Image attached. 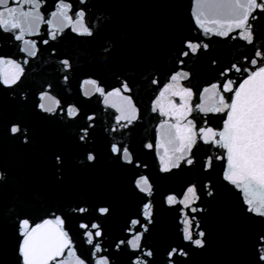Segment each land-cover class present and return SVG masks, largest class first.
<instances>
[{
    "label": "water",
    "instance_id": "1",
    "mask_svg": "<svg viewBox=\"0 0 264 264\" xmlns=\"http://www.w3.org/2000/svg\"><path fill=\"white\" fill-rule=\"evenodd\" d=\"M62 2L70 6L65 11L71 20L56 15L61 0H39L31 10L43 17L34 31L24 33L34 44L33 56L24 51L31 46L15 39L18 29H0V264H21V221L27 219L34 227L56 217L64 220L72 243L50 264H78L77 258L96 264L98 255L108 257L110 264H264L258 252L264 217L249 212L243 193L224 179L227 150L198 135L201 129L222 131L227 118V111H200L198 106L218 107L220 95L226 100L232 96L223 92L225 82L233 81L235 90L264 64L256 56L257 51L264 54V12L256 10L255 19L249 17L248 43L227 11L198 9L197 0ZM10 6L16 5L10 0ZM80 11L93 32L90 37L73 30ZM229 26L227 35L214 34ZM189 42L201 47L192 52ZM179 73H187V78L173 82L171 77ZM87 80L96 81L105 95L93 91ZM125 83L130 91L122 90ZM168 84L173 87L164 91ZM181 88L191 89L192 97ZM117 89L120 95H109ZM44 93L59 101L52 113L39 108ZM123 97L135 106L130 123L117 122L122 112L131 114ZM71 107L78 109L77 116L68 115ZM13 126L21 132L12 133ZM188 136L195 139L190 152ZM113 144L126 147L132 163L114 154ZM89 154L95 160L89 161ZM186 159L193 163L188 165ZM173 162L179 167H171ZM164 164L169 171L163 170ZM141 176L152 185L151 196L137 188ZM193 185L199 198L192 207L198 211L168 203V196L183 199ZM149 201L151 223L143 216ZM104 207L108 214L98 211ZM185 216L194 221L195 232L204 233L203 247L185 240ZM132 220L147 225L142 251L119 243L131 238ZM82 224L100 226L102 236L96 239L102 253H94ZM44 231L55 232L56 226ZM135 231H141L139 226ZM173 249L186 255L170 259ZM147 251L151 257L143 255Z\"/></svg>",
    "mask_w": 264,
    "mask_h": 264
},
{
    "label": "snow or ice",
    "instance_id": "2",
    "mask_svg": "<svg viewBox=\"0 0 264 264\" xmlns=\"http://www.w3.org/2000/svg\"><path fill=\"white\" fill-rule=\"evenodd\" d=\"M11 3L16 6H10V0H0V29L4 31L16 32L15 39L21 40L25 45L31 47H25L24 51L28 53L29 56L35 55L32 50L34 44L32 41H27L24 39V33L27 31L31 33L35 30L36 22L43 19L38 13L33 16L32 9H36L39 6V0H11ZM25 6H28V11H25ZM197 7L208 8L212 10H224L227 11L235 20V27L241 30V38L246 40L248 43H252V32L251 26L248 23L249 17L255 19L252 13L256 10L264 12V0H197ZM70 6L62 2L60 3L61 11L56 15L62 16L64 19L71 20L72 17L67 16L66 9ZM78 19L75 20L74 31H78L82 36H92L93 32L89 25L84 21V12L80 11L76 14ZM196 23L200 27H204L201 21L200 15L195 14ZM205 32H211V29L204 28ZM229 31H232V27L229 26L225 31L216 32V35H227ZM52 38L55 39V33H52ZM47 43V41H44ZM187 47L191 49L192 52H196L201 45L193 44L189 42ZM206 48L207 45H204ZM189 53L184 52L182 55L187 56ZM256 56L260 57L264 61V54L260 51L256 52ZM27 61H25L26 63ZM68 66V62H63ZM250 63L255 66L257 65V60L253 59ZM19 73H23V67L16 65ZM235 67V65L233 66ZM236 71H240L236 68ZM247 71V69H245ZM181 78H187V73H179L173 75L171 80L173 82H178ZM19 79V75L13 78L11 84H15L16 80ZM5 84H9L7 80L4 81ZM86 85H91L92 90L98 92L101 96L105 95V91L100 87L96 81L87 80L84 82ZM234 82L229 80L223 85V92L232 93V96L228 97L227 100L223 95L219 96L218 107L212 109H204L203 106H198L200 111H214V112H224L227 111V118L224 123L222 131H213V129H201L198 135L204 140L205 143L214 144L222 149H226V160L227 169L224 174V179L234 185L239 189L243 195L246 204L248 205V211L257 215L264 217V64L258 69L250 72L249 76L243 80V82L237 86L234 90ZM9 86H11L9 84ZM173 87V84H168L164 91H168ZM213 89H219V85H213ZM123 91H130L128 85L125 83L122 85ZM209 89H205V92ZM181 92L187 97H192L193 93L189 88H181ZM88 95V91L85 92ZM121 89H117L109 95H120ZM163 95V93H161ZM42 103L39 104V108L44 112L52 113L55 111L56 107L59 106V101L55 100L52 96L44 93L40 97ZM127 101L131 108V114L125 116L121 113L118 118L120 120H127L129 123L135 118V106L132 105L131 98L123 97ZM158 103V102H157ZM119 110V109H118ZM193 109L190 107L188 109L191 112ZM68 115L75 117L77 116L78 109L71 107L67 110ZM164 114V113H162ZM91 119V117H89ZM188 124L195 125L191 120ZM163 127V125H161ZM12 133H20L21 129L19 126H13L11 129ZM88 129L83 130L84 135L81 136L83 140L87 135ZM211 135V140L207 138V135ZM219 137V139H216ZM187 148L191 151L192 144L195 143L193 136H188L187 138ZM149 148L152 145H148ZM111 150L114 154L121 157L127 163H132L131 154L126 147L118 144H113ZM87 159L89 161L95 160L93 154H89ZM162 163L163 160H162ZM186 163L191 165L193 163L192 159H186ZM171 167H179L178 162H173ZM164 171H169L170 168L167 164H164ZM136 186L140 192L145 193L148 196L152 195V185L150 184L147 177L141 176L136 180ZM191 197V201H190ZM196 193V187L193 185L187 189L183 199L177 201V198L173 195L167 197L168 203L171 205L173 202H179L184 205L185 208H191V211H198L197 208L192 207L198 199ZM79 212H87L86 208H79ZM101 214H108L109 209L104 207L98 209ZM144 219L151 223V202L149 201L143 208ZM182 223L185 225L183 229L185 240L191 242L197 247H203L204 241L202 239L203 232L194 231V221L188 219L185 216ZM56 226V231H44L47 226ZM64 220L56 217L54 220H46L42 224L31 226L27 219L21 221V235L23 240L20 246V256L22 258L21 264H50V261L56 260L57 256L63 255V249L70 248L71 239L68 236L67 231L63 228ZM139 226L141 231H135L136 227ZM84 228L85 235L88 237L87 242L93 245V251L95 254L102 253L103 249L98 243L96 238L102 236L100 231V226L98 224H92L91 226L87 224H82ZM198 228V224H196ZM89 228L95 231L89 230ZM128 231L132 233L131 238L127 241H120L121 245L127 243V246L132 250L142 251V246L140 240L143 236V232L147 231V225L141 224L139 220H132L129 225ZM258 252L260 254L259 258L264 261V236L258 238ZM71 251V249H70ZM144 256L151 257L152 252L147 251L143 253ZM174 255H186L182 250L178 251L173 249L169 253V258L171 259ZM78 264H85V261L77 258ZM59 264H63L60 261ZM96 264H110L108 257L98 255L96 257ZM139 264V261H137ZM147 264V261H144Z\"/></svg>",
    "mask_w": 264,
    "mask_h": 264
}]
</instances>
